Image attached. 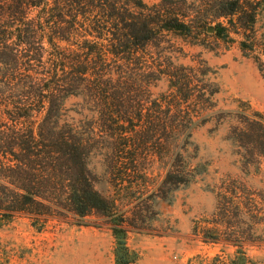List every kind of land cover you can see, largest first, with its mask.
I'll list each match as a JSON object with an SVG mask.
<instances>
[{
  "label": "trees",
  "instance_id": "trees-1",
  "mask_svg": "<svg viewBox=\"0 0 264 264\" xmlns=\"http://www.w3.org/2000/svg\"><path fill=\"white\" fill-rule=\"evenodd\" d=\"M127 1L0 0V227L20 215L42 228L51 219L104 214L116 243L114 264H134L137 256L126 245L115 201L95 190L87 170L91 144L100 135H84L69 120L65 100L83 96L92 103L93 124L99 118V134L114 142L113 186L121 188L119 177L141 172L138 146L155 135L151 124H159L168 146L180 133V119L204 115H186L182 105L211 111L219 91L192 86L198 71L182 68L166 74L175 80L176 95L153 102L157 115L152 114L142 89L129 96L126 86L136 76L134 66L142 67L137 72L149 69L139 53L152 41L172 32L199 43L211 26L212 36L224 43L237 37L264 78V39L255 28L264 0H160L152 6ZM219 115L221 122L230 117ZM234 119L230 138L245 170L264 161V116ZM178 173L170 168L164 183H181ZM217 190L212 224L219 228L213 231L202 220L194 234L203 243L237 249L233 258L218 256L214 264H259L245 247L264 243V193L235 179Z\"/></svg>",
  "mask_w": 264,
  "mask_h": 264
},
{
  "label": "rangeland",
  "instance_id": "rangeland-1",
  "mask_svg": "<svg viewBox=\"0 0 264 264\" xmlns=\"http://www.w3.org/2000/svg\"><path fill=\"white\" fill-rule=\"evenodd\" d=\"M128 1L152 6L160 0ZM255 28L264 39V5ZM212 34L206 29L198 43L167 32L139 53L149 69L137 72L142 67L134 66L136 76L126 86L129 96H133L136 87L142 89L145 108L149 107L154 115L153 102L176 95L172 87L175 80L168 75L182 68L198 71L200 76L192 86L198 85L206 92L216 86L219 91L211 111L202 112L204 107L190 102L182 105L186 115H204L193 117L192 121L187 117L180 119V133L168 146L163 143L159 124H151L155 135L138 146L141 172L119 177L121 188L113 186L114 142L99 134L104 130L99 118L93 124L92 103L83 96L64 102L69 120L84 135L92 130L100 135L91 144L87 170L95 190L115 201L118 215L124 218L126 245L137 256L134 264H214L218 256L224 260L233 258L236 248L224 243H203L193 232L195 224L207 220L211 222L207 228H219L212 223L216 221L213 215L221 182L235 179L264 193V161L242 169L239 149L230 138V130L237 124L234 116H264V78L252 56L239 49L237 37L232 36L235 42L227 44ZM221 113L230 117L221 122ZM177 120L174 115L172 122L176 124ZM170 168L181 172L177 175L182 177L181 183H164ZM115 246L110 218L104 214L51 219L42 228L20 215L0 227V264H114ZM245 251L249 258L264 264V243L248 245Z\"/></svg>",
  "mask_w": 264,
  "mask_h": 264
},
{
  "label": "water",
  "instance_id": "water-1",
  "mask_svg": "<svg viewBox=\"0 0 264 264\" xmlns=\"http://www.w3.org/2000/svg\"><path fill=\"white\" fill-rule=\"evenodd\" d=\"M207 31H208V32H213V28H212V27H208V28H207Z\"/></svg>",
  "mask_w": 264,
  "mask_h": 264
}]
</instances>
